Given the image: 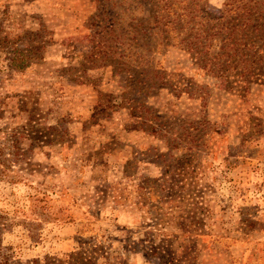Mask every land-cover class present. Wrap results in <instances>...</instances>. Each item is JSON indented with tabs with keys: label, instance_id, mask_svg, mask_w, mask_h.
Here are the masks:
<instances>
[{
	"label": "rangeland",
	"instance_id": "rangeland-1",
	"mask_svg": "<svg viewBox=\"0 0 264 264\" xmlns=\"http://www.w3.org/2000/svg\"><path fill=\"white\" fill-rule=\"evenodd\" d=\"M223 2L205 0L211 11ZM97 6L95 0H0V44L12 41L0 49V124L33 120L45 140L28 149L31 166L23 165L18 181L0 180V216L8 224L1 248L24 262L62 257L84 241L116 253V263L155 264L144 253V239L151 238L167 244L174 264H264V76L246 93L227 91L169 48L156 56L157 68L175 84L200 87L205 99L176 97L167 88L143 98L110 66L85 58ZM32 32L44 42L36 47L40 59L15 70L7 61L12 43L24 48ZM128 98L143 100L168 135L184 132L203 145L186 144L184 136L168 145L138 127ZM171 164L186 172L182 180ZM168 176L177 197L159 204ZM147 181L145 200L139 187ZM171 206L183 225L160 227ZM195 229L204 235L180 232Z\"/></svg>",
	"mask_w": 264,
	"mask_h": 264
},
{
	"label": "trees",
	"instance_id": "trees-1",
	"mask_svg": "<svg viewBox=\"0 0 264 264\" xmlns=\"http://www.w3.org/2000/svg\"><path fill=\"white\" fill-rule=\"evenodd\" d=\"M95 1L98 3V14L91 23L94 30L90 50L85 58L92 66H110L114 73L124 76L131 92L144 93L143 98L152 95L154 91L167 88L176 97L185 94L188 98L200 101L205 99L200 87L185 80L175 84L167 80L164 72L157 68L156 56L162 55L169 48L184 52L204 74L222 81L227 91L246 93L250 85L257 84L264 76V0H224L218 11L207 8L205 0ZM27 38L29 43L24 48L20 49L16 42L12 43V52L7 61L15 70L21 71L31 61L40 59L36 47L44 43L39 39L41 36L32 32L28 33ZM9 42L0 44V49L4 50ZM1 99L0 97V121L4 107ZM126 102L130 103L129 115L138 121V127L154 135L160 134L168 145L170 142L173 146L178 144L181 136L185 140L188 137L186 144L190 143L194 147L203 145L201 137L193 138L184 132L177 136L168 135L165 128L161 129L159 118L151 114L143 100L135 102L128 98ZM112 105L107 99L105 107ZM36 127L30 119L18 127L0 124V180L18 181L23 165L26 168L31 166L27 157L28 149L36 143H45L37 134ZM22 141L28 142L27 147H23ZM170 172L180 179L186 173L176 164L170 165ZM164 179L161 185L165 186L162 190L165 191V196L160 194L157 202L162 203V198L165 197L169 205L174 203L177 196L171 194L169 183L172 177ZM139 189L144 190L141 195L148 200V181ZM37 201L35 198V204ZM172 209L175 206L169 207V212L161 214L162 217L158 219L160 227L183 225L178 221L180 218L171 212ZM7 225L4 217L0 216V231ZM195 231L197 229L180 232L185 237L204 235ZM144 240L148 244V247H144L145 259L148 260L149 257L156 261L155 264H174L173 251L167 244H155L151 238ZM79 244L78 250L59 258L46 255L24 262L13 258L15 251L6 249L9 251L6 253L0 246V264H97L100 260L105 264H120L116 263V253L105 251L101 245L85 244L84 241Z\"/></svg>",
	"mask_w": 264,
	"mask_h": 264
}]
</instances>
